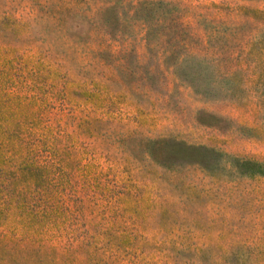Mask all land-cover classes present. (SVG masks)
<instances>
[{
    "label": "rangeland",
    "instance_id": "obj_1",
    "mask_svg": "<svg viewBox=\"0 0 264 264\" xmlns=\"http://www.w3.org/2000/svg\"><path fill=\"white\" fill-rule=\"evenodd\" d=\"M264 0H0V264H264Z\"/></svg>",
    "mask_w": 264,
    "mask_h": 264
},
{
    "label": "trees",
    "instance_id": "obj_2",
    "mask_svg": "<svg viewBox=\"0 0 264 264\" xmlns=\"http://www.w3.org/2000/svg\"><path fill=\"white\" fill-rule=\"evenodd\" d=\"M260 167L262 168L260 173L264 174V165H260Z\"/></svg>",
    "mask_w": 264,
    "mask_h": 264
}]
</instances>
